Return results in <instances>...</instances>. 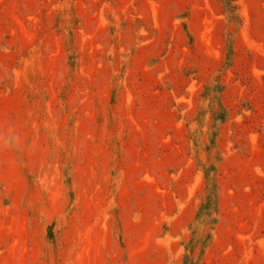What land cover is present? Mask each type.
<instances>
[{"label":"rangeland","instance_id":"1","mask_svg":"<svg viewBox=\"0 0 264 264\" xmlns=\"http://www.w3.org/2000/svg\"><path fill=\"white\" fill-rule=\"evenodd\" d=\"M0 264H264V0H0Z\"/></svg>","mask_w":264,"mask_h":264}]
</instances>
